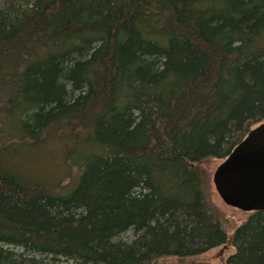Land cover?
<instances>
[{
  "label": "trees",
  "instance_id": "1",
  "mask_svg": "<svg viewBox=\"0 0 264 264\" xmlns=\"http://www.w3.org/2000/svg\"><path fill=\"white\" fill-rule=\"evenodd\" d=\"M263 121L264 0H0V264H264L200 168Z\"/></svg>",
  "mask_w": 264,
  "mask_h": 264
},
{
  "label": "water",
  "instance_id": "2",
  "mask_svg": "<svg viewBox=\"0 0 264 264\" xmlns=\"http://www.w3.org/2000/svg\"><path fill=\"white\" fill-rule=\"evenodd\" d=\"M212 181L227 206L244 212L264 211V121L220 162Z\"/></svg>",
  "mask_w": 264,
  "mask_h": 264
},
{
  "label": "rangeland",
  "instance_id": "3",
  "mask_svg": "<svg viewBox=\"0 0 264 264\" xmlns=\"http://www.w3.org/2000/svg\"><path fill=\"white\" fill-rule=\"evenodd\" d=\"M222 160L207 159L200 168L204 173V190L205 195L210 202V205L216 210L218 221L227 235L228 241L231 240L235 229L245 222L253 212H244L236 208L227 206L222 202L216 193L212 181L213 173ZM233 252V249L229 245L221 246L212 249L211 251L192 258L188 262L189 264H223L226 257Z\"/></svg>",
  "mask_w": 264,
  "mask_h": 264
}]
</instances>
